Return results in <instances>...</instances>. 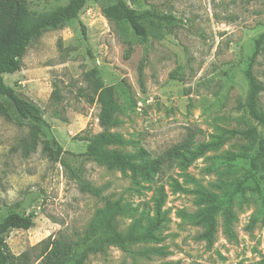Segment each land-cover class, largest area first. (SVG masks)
<instances>
[{
  "label": "rangeland",
  "instance_id": "1",
  "mask_svg": "<svg viewBox=\"0 0 264 264\" xmlns=\"http://www.w3.org/2000/svg\"><path fill=\"white\" fill-rule=\"evenodd\" d=\"M62 0H39L50 10ZM135 9L170 14L175 22L151 30L147 42L136 38L126 24L109 21L103 10L114 0H88L77 18L45 29L33 39L21 68L3 75L6 84L42 109L44 124L32 149L31 128L3 102L0 112V220L10 211L32 214L33 226L4 234L13 254L38 244L50 234L73 237L103 206V201L80 191L60 159L80 167L105 194L122 197L150 216L155 188L163 185V210L168 221L159 243H136L132 249L161 246L164 255L142 257L111 245L105 254L90 255L92 264H264V184L256 191L248 178L233 198V236L225 231L224 215L216 216L209 244L204 225L189 217L201 206L194 193H173L168 176L183 182L188 173L196 184L222 194L223 183H234L249 172L247 161H231L228 152L241 142L227 141L210 149L183 171L173 167L145 183L135 194L128 171L109 170L85 160L87 136L100 132L99 104L84 74L93 67L114 88L120 106L119 124L112 131L126 140L113 146L125 153L144 148L153 156L182 141H208L222 129L254 126L244 111L245 69L264 33V0H126ZM44 6V7H43ZM84 27V30H83ZM264 84V37L252 64ZM56 92L58 97L53 95ZM1 100V99H0ZM264 109V91L260 95ZM260 130V128H258ZM55 140L61 146L56 160ZM126 231L132 218L119 216Z\"/></svg>",
  "mask_w": 264,
  "mask_h": 264
},
{
  "label": "trees",
  "instance_id": "2",
  "mask_svg": "<svg viewBox=\"0 0 264 264\" xmlns=\"http://www.w3.org/2000/svg\"><path fill=\"white\" fill-rule=\"evenodd\" d=\"M54 8L47 10L38 7L39 0H0V112L5 111L4 103L12 109L20 121H26L31 128L30 147L33 149L42 125L45 123L42 109L35 102L23 97L14 87L5 83L3 75L13 74L20 70L21 61L30 42L39 37L45 29L56 28L65 21L77 18L88 0H62ZM44 7V6H43ZM103 15L109 20L126 24L132 34L142 42H147L151 30L163 35L161 26L175 22L170 14L157 10L135 9L126 0H114L103 10ZM84 30V27H83ZM264 33L256 40V48L245 69L247 90L244 98V111L255 124L245 129L224 128L208 141H195L189 134L182 141L170 146L162 153L153 156L144 148L134 153H125L113 146H122L126 140L120 133L112 131L119 124L117 113L120 106L115 98L114 88L106 85L98 67H93L84 74V79L92 87L94 101L99 104L98 125L100 132L87 136L85 150L81 154L85 160L103 165L109 170L128 171L131 178V189L135 194H141L148 189L145 183H151L155 177L166 174L173 167L185 171L195 159L210 149H218L227 141L240 140L237 151L228 152L226 158L247 161L249 172L234 183H223L222 194L212 192L196 184L194 188L188 184L196 181L186 172L184 180L169 175V186L173 193H194L196 203L201 207L189 217L197 219L204 225L203 237L210 244L216 230V216L218 212L224 215L225 231L233 236L232 222L235 218L232 204L235 195L243 191V183L251 178L256 191L264 184V109L260 102V95L264 91V84L259 81L252 71L255 55L259 50ZM53 95L58 97L56 92ZM260 128V130H258ZM56 145V160L61 153V146ZM71 178L76 182L80 191L88 193L103 201L92 219L83 228L75 232L73 237L62 234H50L38 244L29 249L13 254L7 244L4 234L12 229L31 228L34 224L32 214L8 212L0 220V264H92L90 255L105 254L111 245L117 246L124 253L149 257L150 255H164L161 246L147 247L134 250L136 243L162 241V230L168 221L167 211L163 210L166 191L163 185L155 188L153 214L150 216L129 202H123L122 197L112 199L105 194L107 184L96 186L88 181L80 167L60 159ZM132 218L126 231L118 229V217ZM180 264V263H177Z\"/></svg>",
  "mask_w": 264,
  "mask_h": 264
}]
</instances>
